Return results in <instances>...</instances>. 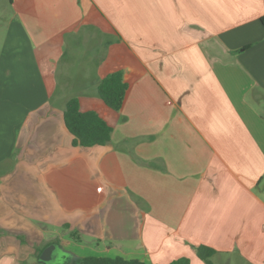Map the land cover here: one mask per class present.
I'll use <instances>...</instances> for the list:
<instances>
[{"label": "crops", "instance_id": "crops-1", "mask_svg": "<svg viewBox=\"0 0 264 264\" xmlns=\"http://www.w3.org/2000/svg\"><path fill=\"white\" fill-rule=\"evenodd\" d=\"M71 98L107 144L73 145ZM263 103L264 0H0V264H264Z\"/></svg>", "mask_w": 264, "mask_h": 264}, {"label": "trees", "instance_id": "trees-1", "mask_svg": "<svg viewBox=\"0 0 264 264\" xmlns=\"http://www.w3.org/2000/svg\"><path fill=\"white\" fill-rule=\"evenodd\" d=\"M127 85L122 78L121 70H115L107 74L98 85V95L102 103L111 110L119 111L122 107ZM64 123L68 132L74 137L73 145L91 147L105 145L109 142L112 129L94 111L81 112L79 102L71 98L66 102L63 114ZM41 251L39 252V254ZM199 259L208 262L215 251L206 246L196 249ZM45 264V263H42ZM79 264H144L135 259L126 260L116 258L85 257ZM171 264H188L186 259H181Z\"/></svg>", "mask_w": 264, "mask_h": 264}, {"label": "rangeland", "instance_id": "rangeland-1", "mask_svg": "<svg viewBox=\"0 0 264 264\" xmlns=\"http://www.w3.org/2000/svg\"><path fill=\"white\" fill-rule=\"evenodd\" d=\"M58 105L60 106V103ZM257 107L259 108L260 111H262L264 113V103L261 106H257ZM83 109H86V108H83ZM46 264H68V262H67L66 258L63 257V254H61V251L56 249L53 252L51 261H49ZM77 264H78V262H77Z\"/></svg>", "mask_w": 264, "mask_h": 264}, {"label": "water", "instance_id": "water-1", "mask_svg": "<svg viewBox=\"0 0 264 264\" xmlns=\"http://www.w3.org/2000/svg\"><path fill=\"white\" fill-rule=\"evenodd\" d=\"M55 250V245L51 244L47 246L40 254L39 261L41 263H48L52 259L53 252Z\"/></svg>", "mask_w": 264, "mask_h": 264}]
</instances>
